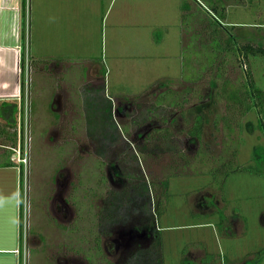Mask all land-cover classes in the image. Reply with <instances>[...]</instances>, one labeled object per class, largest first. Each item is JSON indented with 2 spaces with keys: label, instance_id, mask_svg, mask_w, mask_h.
<instances>
[{
  "label": "rangeland",
  "instance_id": "374dc122",
  "mask_svg": "<svg viewBox=\"0 0 264 264\" xmlns=\"http://www.w3.org/2000/svg\"><path fill=\"white\" fill-rule=\"evenodd\" d=\"M24 1L22 103L16 130L0 120V142H10L11 159L21 171L12 264H158L143 255L147 238L132 236L123 247L117 243L119 235L141 233L144 223L159 233L161 264H198L201 241L213 252L204 264H264V255L256 254L264 252V228L259 227L264 212V126L250 110L237 116L236 126H227V137L221 131L225 102L216 89L224 80L233 86L247 82L235 54L227 53L226 65H217L199 85L191 86L193 93L179 104V116L153 130L154 140L143 137L154 86L166 87L164 82L148 84L165 73L162 58L172 51L166 47L178 45L175 33L189 28L198 1L202 7L211 2L225 7L222 45L229 32L236 43L264 48V0ZM203 34L208 41L210 33ZM190 35L185 33L179 43L184 45ZM200 42L196 49L201 62L192 69L190 51L177 48L183 79L211 64L214 53ZM208 44L218 46L213 39ZM248 61L255 87L264 92V55ZM216 74L219 80L211 95L206 82ZM227 94L235 96L229 87ZM163 98L172 101L169 94ZM196 115L205 122L204 145L199 147L208 153L202 158L195 154L197 145L183 137ZM158 123L155 119L157 129ZM14 133L16 140L20 134L19 158L11 142ZM225 140L237 145L232 163L227 155L216 159ZM212 164L226 175H210ZM204 186L217 190L218 200L212 193L214 201L208 205L214 221L206 219V212L212 211L200 213L198 197ZM156 207L164 209L160 216ZM232 213L245 222L243 235L231 226ZM227 225L233 238L227 235ZM240 253L249 254L246 261L234 262Z\"/></svg>",
  "mask_w": 264,
  "mask_h": 264
},
{
  "label": "crops",
  "instance_id": "0c3cea01",
  "mask_svg": "<svg viewBox=\"0 0 264 264\" xmlns=\"http://www.w3.org/2000/svg\"><path fill=\"white\" fill-rule=\"evenodd\" d=\"M21 4H22V0H0V105H1L0 120L2 118L5 122H6L5 118H7V115L9 114L8 106L14 104L17 106L19 111L22 103L21 91L18 85V77L16 72L17 62L20 55V49H22V39H23L22 31H21L22 30L21 17H20L21 16L20 12L22 13ZM183 36L184 35L181 34L179 30L178 32L176 31L174 40L176 44L178 42V45H172V47H166L168 49H171L172 51L168 50L167 51L168 54L165 55V58H162L165 59V62L167 63V64H163L165 68V73L163 75L155 76L148 84V85L152 83L155 84L157 82L166 83V85H164L166 87L162 89L160 85H158L157 87L156 85L154 86L155 88H157L156 94L154 95L156 96L154 97L155 100L159 97H162V95L164 96L165 92L177 93L180 96L181 92H184L187 87L185 81L181 78L180 52H178L177 50V48H179V45L182 46V43H179L180 42L179 38ZM155 100L150 105L151 109H153V112H156L155 103H154ZM174 109L178 110L180 113L183 107L178 106L175 107ZM204 129H205V123L203 130ZM6 137L8 140L10 139L9 135ZM190 142L191 143L194 142L197 145L198 148L195 150V154L199 153L200 158H202V156L205 153H208V150L202 152L200 148L203 147L204 145L203 131L200 140L197 141L191 140ZM207 143L209 144V142ZM215 144L216 146H218L217 143ZM16 146H17V140L15 143V147ZM10 150H11V145L9 141L7 143L5 141L0 142V264H12L11 254L14 256L12 251L16 247L14 241L16 242L17 239L15 221H16L18 196H19L17 176L20 167L19 164L13 163L11 159L12 154ZM9 163H11L10 165L12 166H8ZM221 173L223 174L225 173V170L223 171L222 168H221ZM262 173H264V169L262 170ZM207 177H209V175H207ZM202 189H203L201 191L202 197L201 195H199L198 198H201L200 202L203 209L200 210L201 211L200 213L202 216H204L206 210L210 212L212 211L210 206L208 207L209 201L213 203L214 197L216 200H218V197L215 196L217 190L213 191L212 189L206 186H204ZM212 193H214V197L211 195ZM216 202L217 204L219 203L218 201H215V203ZM213 212L214 211H212L211 213L206 212L210 215L209 217H206V219L211 217L210 219L213 220L212 216L213 217L215 216ZM237 215L238 214L232 213L231 215L232 217L231 216L229 217L232 220L231 226H235L239 234L240 233L242 234L245 222L242 221V218H239V216ZM261 215L262 216L259 217V227L264 228V212H262ZM226 218H227L226 222L227 224H229L230 222L228 220V217L226 216ZM201 219L207 221L205 220V218H201ZM223 219L225 220V218ZM208 224L211 225L212 223H208ZM216 224H218V222H214L215 226ZM227 228L229 233L227 234L228 237L233 238V234L229 230V226ZM201 242L203 246L201 247L199 245L200 248L199 250H197L198 264H204L202 263V260L204 258L213 256V252L209 251L204 245L205 242L203 241ZM260 251H262V249H260ZM260 251L257 252L256 254L264 255V252L263 251L260 252ZM246 254L247 253L236 254L233 258L235 259L234 262H237L240 258H243L246 261L247 259ZM234 264H240V263H234Z\"/></svg>",
  "mask_w": 264,
  "mask_h": 264
},
{
  "label": "trees",
  "instance_id": "16d2710c",
  "mask_svg": "<svg viewBox=\"0 0 264 264\" xmlns=\"http://www.w3.org/2000/svg\"><path fill=\"white\" fill-rule=\"evenodd\" d=\"M221 1V0H220ZM197 4V3H196ZM204 4V3H203ZM221 5V8H219V6ZM25 6V1L22 0V4H21V11H22V15H23V9ZM196 9V15H194V17H190L191 21L189 22L191 25L189 26V28H184V33L182 30V34L185 35V33H187L188 35H190L189 39L187 38L186 42L184 45H182V49H187L190 51V57L189 58V62H190V67L191 69L193 67H197L199 66V63L201 62L200 58H198V50L197 48V40L200 39V43H201V47L202 44L205 43L206 47H209V49L211 50V52L214 53V55L211 56V64L204 68V70H198L195 71L193 74H190L189 77H187L186 79H182L185 81L187 87L185 89L184 92H181L180 96L177 93H171V92H165V94H169L171 96V100H165L162 97H159L155 100V108H156V112H152L149 113L151 115H153L154 119L160 121V122H164L165 120V112L169 111V110H173L175 107H178L179 104L184 103L187 101V96L191 93H193L191 86H197L200 84V81L204 78L205 73L210 71L211 69H213L214 67H216L217 65H221V64H225L226 65V54L227 53H232L235 54V57L238 59V63L239 66L243 67V71L245 73L247 82L246 85H242V86H238V85H230L228 84L227 80H224V82L222 84H220V86L218 87V89H216V91L218 92L217 95L221 98L224 99L225 105H224V112H225V117L221 118V123H222V132L225 133V137L228 136V128L227 126L232 124L234 126L235 122L237 121V116H245L250 110H254L255 114H257L258 120H259V125L260 126H264V123L262 121V109L264 107V92H262L261 90L257 89L255 87V84L252 80V76H251V72L249 71V61L248 58L249 57H253L256 55H264V48L261 45H257V44H252L250 42H246V43H236L237 41L235 40V37L230 38V33L226 32V34H228L227 38H226V43L224 45H222L221 43V33L222 30H224L222 28V26L220 25V21L225 19V7L222 6L221 2H211L210 4L206 5L204 4V6L202 7L199 3ZM204 12V15L202 16ZM206 13V14H205ZM208 17H207V16ZM182 16H184V14H182ZM206 18H209V22H206ZM182 20L183 17H182ZM219 22V23H218ZM184 23V22H183ZM217 25V27H216ZM183 26V24H182ZM231 30H236V26H231L230 27ZM22 31V37H23V29ZM204 31L209 32V40L205 41L203 40L204 37ZM192 34H194V36H192ZM207 35V34H206ZM216 40L218 42V46L216 49H212L210 48V43L208 44V42H211V40ZM216 50V51H215ZM206 54V53H205ZM21 59L23 60V53H21ZM219 59V62H217ZM229 63L233 64L232 59L229 60ZM196 64V65H194ZM241 67V68H242ZM181 76H182V72H183V66L181 64ZM201 68V66L199 67ZM219 80V75L216 74L215 78L213 80H208V82H206V91L208 92V94L211 95H215L214 90H215V86H213L214 82ZM204 87V86H203ZM228 87L230 88V91L235 93V96H228V94L226 96H224V94L227 92ZM213 90V91H212ZM21 91V88H20ZM170 101V102H168ZM8 106V105H7ZM9 114L7 115V118H5L7 124L16 130V125H17V121H16V114L18 113V109L16 105H9ZM149 111H153V109H149ZM204 119L203 116L198 115L194 118L192 125L190 126V128L184 133L183 137L185 138V140H200L201 135H202V131L204 128ZM262 126V127H263ZM214 128L217 130V123L214 122ZM264 128V127H263ZM227 130V132H225ZM264 130V129H263ZM167 136L163 138V140H166ZM231 140V139H228ZM11 142L12 144L15 146L16 143V134L14 133L13 137H11ZM236 151H237V145H235V143L229 144L226 140L224 141V143H222L221 145V151L217 156V160L219 162L220 159H222L223 157L230 156V161L232 163L233 159L236 156ZM216 165L217 163L214 162ZM213 163V164H214ZM11 163L8 164V166H12L10 165ZM212 164L211 169L209 174L210 175H222L223 173H221V168L217 167L216 165L214 166ZM231 166V164H230ZM234 167V166H233ZM231 166V168H233ZM240 168L237 167L236 170H239ZM230 170V169H229ZM209 171V170H208ZM232 171V169L230 170ZM228 172V171H227ZM254 173H257L255 171H253ZM224 175H226V173H224ZM218 180V189L219 191L222 188V184L221 181ZM156 216H160L163 212V208L160 209L159 207H156ZM224 217L222 216V219ZM98 248V246H96ZM98 250V249H97ZM151 251L153 254V258L156 259L158 264H161V259H160V237H159V233H157V235L154 237V241H153V245L151 246Z\"/></svg>",
  "mask_w": 264,
  "mask_h": 264
},
{
  "label": "flooded vegetation",
  "instance_id": "af4514ba",
  "mask_svg": "<svg viewBox=\"0 0 264 264\" xmlns=\"http://www.w3.org/2000/svg\"><path fill=\"white\" fill-rule=\"evenodd\" d=\"M154 97H156V96H152V102L155 100V98ZM151 102V103H152ZM151 103L148 105L149 106V108L147 109V111H146V120H147V132L145 133V136H143L144 137V139H147V140H154V137H155V132L152 134L151 132L154 130V131H156V130H161V129H163V127H165V126H167V124H165L166 122L167 123H169V122H171V120H172V118L173 117H175V115L177 114L178 116H179V111L178 110H176V109H173V110H169V111H166L165 112V120H164V122H160L161 124H157L158 125V128L159 129H157V128H155L154 127V117H153V115H151V114H149V113H152L153 111H149V109H150V105H151ZM129 105H131V103H128ZM123 105V104H122ZM126 106V105H125ZM147 106V107H148ZM154 113V112H153ZM167 116V117H166ZM180 118V117H179ZM181 119V118H180ZM131 122V121H130ZM133 123V122H132ZM134 124V123H133ZM132 124V125H133ZM151 128V129H150ZM155 128V129H154ZM150 129V130H149ZM123 133V132H122ZM182 136V135H181ZM145 183H147V182H145ZM148 190V189H147ZM154 207H155V205H154ZM154 216H155V210H154ZM156 217V216H155ZM156 222V221H155ZM154 223V222H153ZM151 230V228H150V225H149V223H144L143 224V226H142V228H141V233H135V234H133V233H131V232H129V235H127V236H124V235H119L118 236V239H117V243L118 244H120V246H124V244L127 242V241H129V239H131V238H139V239H143L144 237L145 238H147V240H150V241H152L151 242V244H149V242H148V244H147V249L145 250V251H143V255L144 256H146V257H153V254H152V251H151V246L153 245V241H154V237L157 235V233H155L154 234V232L152 233V231H150ZM158 231H159V229H158ZM133 236V237H132Z\"/></svg>",
  "mask_w": 264,
  "mask_h": 264
},
{
  "label": "built area",
  "instance_id": "2783aa9c",
  "mask_svg": "<svg viewBox=\"0 0 264 264\" xmlns=\"http://www.w3.org/2000/svg\"><path fill=\"white\" fill-rule=\"evenodd\" d=\"M23 62H24V60L21 59V53H20L19 58H18V62H17V67H16L19 88L21 87V80H22L21 79V74H22V69H23L22 67L24 66V63ZM26 65L27 64L25 63V66ZM25 73L27 74V67H26ZM26 74H25V79H26ZM18 129H20L19 124H18ZM16 147H17L16 155H17V158H19V153H20V134H18V136H17V146ZM18 162L19 163H23V161H19V159H18ZM19 167H20V165H19ZM19 173H20V175H19V177H20L21 176L20 168H19ZM19 181H20V178H19ZM15 252H16V255H17L18 250L16 249Z\"/></svg>",
  "mask_w": 264,
  "mask_h": 264
}]
</instances>
